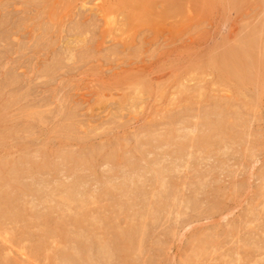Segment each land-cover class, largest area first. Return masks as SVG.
<instances>
[{"label": "rangeland", "instance_id": "1", "mask_svg": "<svg viewBox=\"0 0 264 264\" xmlns=\"http://www.w3.org/2000/svg\"><path fill=\"white\" fill-rule=\"evenodd\" d=\"M0 264H264V0H0Z\"/></svg>", "mask_w": 264, "mask_h": 264}, {"label": "bare ground", "instance_id": "2", "mask_svg": "<svg viewBox=\"0 0 264 264\" xmlns=\"http://www.w3.org/2000/svg\"><path fill=\"white\" fill-rule=\"evenodd\" d=\"M248 43H249V41L247 42V44ZM236 52H238V51L229 52V54L227 56V60L221 61L220 65H221V70L223 73L226 72L227 75H228V73L233 74L235 68L242 67V63L240 64V61H238L236 59ZM65 258H68V257H65Z\"/></svg>", "mask_w": 264, "mask_h": 264}]
</instances>
